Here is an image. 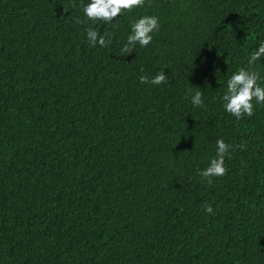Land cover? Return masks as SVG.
I'll return each instance as SVG.
<instances>
[{"label": "trees", "instance_id": "obj_1", "mask_svg": "<svg viewBox=\"0 0 264 264\" xmlns=\"http://www.w3.org/2000/svg\"><path fill=\"white\" fill-rule=\"evenodd\" d=\"M89 2L0 0V264H264V105L237 120L221 99L241 68L264 87V0H145L112 23ZM145 15L159 30L122 53ZM218 139L246 147L209 184Z\"/></svg>", "mask_w": 264, "mask_h": 264}, {"label": "clouds", "instance_id": "obj_2", "mask_svg": "<svg viewBox=\"0 0 264 264\" xmlns=\"http://www.w3.org/2000/svg\"><path fill=\"white\" fill-rule=\"evenodd\" d=\"M144 5L145 0H90L86 6H83V12L93 23L97 21L112 23L114 18L124 12H131L134 8ZM75 6L74 3L73 7ZM75 22L80 23L81 21L77 18ZM159 27V19L156 16L145 15L134 21L131 25V34L128 35L127 43L121 52L128 55L134 51L137 44L147 47L153 39L152 33L158 31ZM87 40L91 46L99 44L101 47H105L110 43L92 27L87 29ZM261 57H264V43H261L258 49L250 55L248 64L253 65ZM259 79V73L254 70L241 68L233 73L227 80V91L221 97L225 111L240 120L244 116L250 117L254 114V100L264 105V87L258 84ZM140 81L141 83L159 85L167 82V76L164 71H161L151 80L147 76H141ZM202 95L201 91H196L194 95H191V103L194 106L203 107ZM230 147L245 148L246 145L230 146L223 139L217 140L215 157L210 160L205 169L199 171V175L209 184L212 183L213 177H220L227 173L225 157L229 154ZM204 209L207 213L213 212L211 205L205 204Z\"/></svg>", "mask_w": 264, "mask_h": 264}]
</instances>
